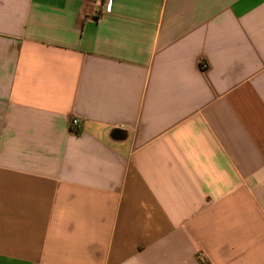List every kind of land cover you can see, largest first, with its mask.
Here are the masks:
<instances>
[{"label":"crops","instance_id":"0c3cea01","mask_svg":"<svg viewBox=\"0 0 264 264\" xmlns=\"http://www.w3.org/2000/svg\"><path fill=\"white\" fill-rule=\"evenodd\" d=\"M0 264H264V0H0Z\"/></svg>","mask_w":264,"mask_h":264},{"label":"built area","instance_id":"2783aa9c","mask_svg":"<svg viewBox=\"0 0 264 264\" xmlns=\"http://www.w3.org/2000/svg\"><path fill=\"white\" fill-rule=\"evenodd\" d=\"M104 11H105V12L109 11V6H108V4H105V6H104ZM69 123H70V126H75V127L78 126V120H77L76 118H71L70 121H69Z\"/></svg>","mask_w":264,"mask_h":264}]
</instances>
